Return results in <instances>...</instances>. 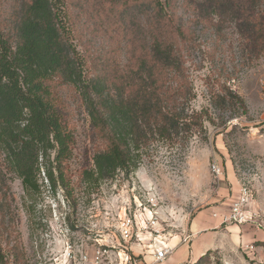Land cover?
Masks as SVG:
<instances>
[{
	"label": "rangeland",
	"instance_id": "rangeland-1",
	"mask_svg": "<svg viewBox=\"0 0 264 264\" xmlns=\"http://www.w3.org/2000/svg\"><path fill=\"white\" fill-rule=\"evenodd\" d=\"M52 1L61 5L65 36L88 63L90 76L112 61L130 63L129 35L123 21L107 19L105 0ZM159 1L187 30L188 40L178 45L184 70L172 84L187 92L185 112L199 115L197 125L154 136L134 172H120L89 188L83 171L94 166V156L107 142L93 127L78 92L63 86V120L74 138L64 164L67 188L51 190L43 166L41 191L27 198L0 152V243L8 264H117L126 248L143 256L142 242L122 237L124 219L140 222L151 211L156 229L171 240L197 214L228 208L239 194L229 184L232 180L237 189L244 185L251 190L249 209L264 214V50L256 47L253 26L239 13L207 18L203 0ZM22 4L0 0V26L10 36L16 34ZM137 12L142 11L128 14ZM146 18L139 15L142 26H147ZM213 165L223 177L214 176ZM245 248L227 256L213 252L203 264H264V241ZM104 249L101 258L98 251Z\"/></svg>",
	"mask_w": 264,
	"mask_h": 264
},
{
	"label": "trees",
	"instance_id": "trees-1",
	"mask_svg": "<svg viewBox=\"0 0 264 264\" xmlns=\"http://www.w3.org/2000/svg\"><path fill=\"white\" fill-rule=\"evenodd\" d=\"M263 2L203 0L202 4L207 18L239 13L253 26L256 47L264 50V6L258 8ZM106 3L107 19L117 17L124 23L131 59L124 66L109 62L105 71L93 76L65 36L61 5L52 0H23L14 36L0 26V152L5 169L21 179L27 198L40 193L43 166L51 190L67 188L64 164L74 138L63 120L59 90L65 85L78 92L93 127L107 142L94 156V166L83 171L82 181L89 188L120 172H134L141 151L154 136L168 137L198 123L199 115L185 112V89L172 84L184 70L178 45L188 40L187 30L159 0ZM133 9L147 15V26L140 23L141 13L128 14ZM8 263L0 243V264Z\"/></svg>",
	"mask_w": 264,
	"mask_h": 264
},
{
	"label": "crops",
	"instance_id": "crops-1",
	"mask_svg": "<svg viewBox=\"0 0 264 264\" xmlns=\"http://www.w3.org/2000/svg\"><path fill=\"white\" fill-rule=\"evenodd\" d=\"M229 184L233 186V189L240 191L233 180L229 181ZM230 202L228 208L217 207V209L205 211L193 217L184 233L169 240V246L173 248V252L164 261L156 262L147 251L143 255L145 262L147 264H198L200 259L207 254L217 252L227 256L231 252L238 253L241 249H246V245L255 240L264 241V230L254 225L222 224L221 216L230 212L233 201ZM215 213L217 217L214 216ZM186 235L192 236L189 243L182 242L183 236Z\"/></svg>",
	"mask_w": 264,
	"mask_h": 264
},
{
	"label": "built area",
	"instance_id": "built-area-1",
	"mask_svg": "<svg viewBox=\"0 0 264 264\" xmlns=\"http://www.w3.org/2000/svg\"><path fill=\"white\" fill-rule=\"evenodd\" d=\"M214 176L219 179L222 171L217 165L212 166ZM252 198V192L247 186H241L238 197L233 201L229 213L221 216L224 225H243L251 224L257 228L264 230V214L249 209ZM215 217L218 215L215 213ZM120 233L124 240L131 241L133 238L138 239L144 245L143 251H147L155 258L156 262L164 261L172 254L173 248L169 246L167 234L156 229L154 215L151 211L147 216L143 217L140 222L133 219H124L120 224ZM190 235L183 236L182 242L189 243ZM141 244V245H142ZM107 250H99L98 255L102 258ZM99 257V258H100ZM117 264H147L143 256L131 254L128 249H124L119 253Z\"/></svg>",
	"mask_w": 264,
	"mask_h": 264
}]
</instances>
